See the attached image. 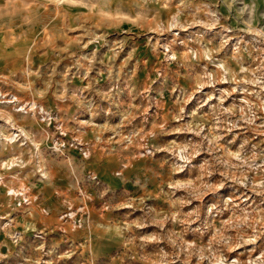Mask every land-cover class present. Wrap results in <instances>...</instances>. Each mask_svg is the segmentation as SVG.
I'll use <instances>...</instances> for the list:
<instances>
[{"label":"rangeland","instance_id":"obj_1","mask_svg":"<svg viewBox=\"0 0 264 264\" xmlns=\"http://www.w3.org/2000/svg\"><path fill=\"white\" fill-rule=\"evenodd\" d=\"M0 264H264V0H0Z\"/></svg>","mask_w":264,"mask_h":264}]
</instances>
